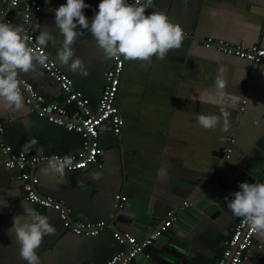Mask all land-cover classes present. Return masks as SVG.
Returning <instances> with one entry per match:
<instances>
[{
  "label": "crops",
  "instance_id": "1",
  "mask_svg": "<svg viewBox=\"0 0 264 264\" xmlns=\"http://www.w3.org/2000/svg\"><path fill=\"white\" fill-rule=\"evenodd\" d=\"M64 2L39 0L33 26L39 22L53 33L46 50L96 108L111 59L104 58L95 38L84 30L72 46L89 74L70 71L58 61L62 37L54 10ZM86 2L84 12L91 18L99 0ZM6 5L0 0V17ZM152 10L179 23L184 39L164 59L154 55L126 60L117 93L125 117L121 135L105 124L100 139L104 152L87 169L63 174L44 164L35 169L40 193L69 207L74 220L106 221L105 231L72 232L57 210L29 202L19 171L5 165L4 144L15 153L74 154L83 149L82 135L40 117L26 102L14 111L0 101V264H26L7 231L14 216L27 215L24 205L47 216L56 228L37 248L40 264H102L126 249L113 237L114 230L143 238L173 209H178L177 221L132 264H216L223 241L241 218L226 207L224 197L238 190L241 181L264 179V63L207 47L205 40L264 47V0H154L147 11ZM10 14L15 24L21 23L20 12L11 9ZM18 75L45 96L63 101L60 84L38 61ZM217 77L226 82L222 92L215 88ZM222 105L230 112L227 132L219 125L204 129L197 123L198 113H218ZM229 146L232 152L226 157ZM118 194L127 196L122 208L116 204ZM185 202L189 205L184 207ZM244 264H264V233L256 235Z\"/></svg>",
  "mask_w": 264,
  "mask_h": 264
},
{
  "label": "clouds",
  "instance_id": "2",
  "mask_svg": "<svg viewBox=\"0 0 264 264\" xmlns=\"http://www.w3.org/2000/svg\"><path fill=\"white\" fill-rule=\"evenodd\" d=\"M153 5L154 0H99L97 10L89 18L84 12L89 7L86 0H65L54 10L55 24L62 37L57 50L58 61L70 71L89 74L72 46L84 30L95 38L105 59L123 57L143 61L154 55L164 59L171 49L181 46L184 32L165 12L147 11L153 9ZM34 27L36 44L41 49L47 48L53 33L41 28L39 22H35ZM23 33L21 26L0 20V101L3 107L14 111L25 107L18 74L32 69L34 61L44 64L48 59L43 52L37 53L28 45L29 37ZM225 84L222 77H217L215 88L222 92ZM196 121L204 129H215L219 125L222 132H227L231 126L230 112L223 105L218 113H198ZM71 163L67 157L54 156L47 162V170L63 174ZM224 201L234 216L244 218L254 231L264 233V182L241 181L239 189L226 195ZM24 207L27 215L14 216L7 231L19 244L21 260L26 264H40L37 248L46 235L55 233L56 228L47 216Z\"/></svg>",
  "mask_w": 264,
  "mask_h": 264
},
{
  "label": "built area",
  "instance_id": "3",
  "mask_svg": "<svg viewBox=\"0 0 264 264\" xmlns=\"http://www.w3.org/2000/svg\"><path fill=\"white\" fill-rule=\"evenodd\" d=\"M6 3V7L1 11L0 20L11 21L15 24L14 16L10 14V10L20 12L21 23L17 25L21 26L24 29L23 34L29 37L28 45L35 52H43L48 57L46 63L41 65L50 76L58 81L65 95L62 102L49 98L40 93L33 82L19 78L25 102L30 110L40 117L68 130L79 132L83 137V149L81 152L74 154L43 152L29 155L24 151L15 153L12 146L4 144L3 149L7 155L5 165L10 169L19 171L18 178L22 181L24 195L29 202L57 210L63 225L78 235H97L107 229V222L74 220L69 207L53 196L39 192L37 186L40 179L35 169L42 164L47 165V162L54 156L61 159L66 157L71 159V165L67 166L64 172L87 169L90 165L98 162L104 152L100 140L103 132L102 127L109 124L115 136L121 135L125 117L117 105V93L126 60L123 57L111 59L103 92L97 107L94 108L91 99L75 89L70 75L60 69L46 48L41 49L36 44L33 17L40 8L39 0H6ZM205 45L207 47L215 45L227 54L239 56L256 63H264V47L258 45L233 44L224 39L213 37L207 38ZM0 130L3 131L2 122H0ZM231 152L232 147L229 146L226 157H230ZM259 182H264V179ZM116 199L118 207L125 206L127 196L118 194ZM188 205L189 202H185L184 207ZM177 219L178 209L170 210L155 225L153 230L143 238H138L128 231L114 230L113 237L118 242L125 244L126 249L115 253L102 264H132L139 254L159 240ZM258 233L248 225L244 218H240L236 222L232 234L223 241V250L216 264H244L248 252L255 244Z\"/></svg>",
  "mask_w": 264,
  "mask_h": 264
}]
</instances>
